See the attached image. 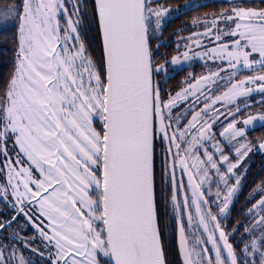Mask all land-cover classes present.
Here are the masks:
<instances>
[{"label": "snow or ice", "instance_id": "obj_1", "mask_svg": "<svg viewBox=\"0 0 264 264\" xmlns=\"http://www.w3.org/2000/svg\"><path fill=\"white\" fill-rule=\"evenodd\" d=\"M189 7L0 6V28L14 30L0 81V264H264V182L229 223L237 165L264 150V134L249 139L264 126V95L255 110L249 99L264 93V0L193 16L199 30L162 51L168 18ZM193 57L219 63L165 88Z\"/></svg>", "mask_w": 264, "mask_h": 264}, {"label": "trees", "instance_id": "obj_2", "mask_svg": "<svg viewBox=\"0 0 264 264\" xmlns=\"http://www.w3.org/2000/svg\"><path fill=\"white\" fill-rule=\"evenodd\" d=\"M189 0H164V3L171 5L172 8L182 7L184 6ZM18 0H0V6H5L12 3H17ZM226 1H208L203 4L188 8L187 10H183L182 13H179L177 16L172 18L163 30V39L166 40L167 43L162 44V51H167L171 54L175 48L177 47L178 38L183 35L187 34L191 30L190 24L193 16H198L201 13L211 12L217 10L219 7L223 6ZM92 33H94V29H92ZM13 34L14 30L8 29L7 31L2 30L0 32V81L3 80L4 75L10 71L11 68V61L14 56L13 52ZM94 38V37H92ZM90 36V39H92ZM203 65L197 63L192 66L184 67L177 72H174L167 79V83L164 84V87L167 89H171L173 91L178 90L182 87V81L189 76V73H194L197 75H201L203 73ZM257 132L259 130L263 131L264 129L257 128L255 129ZM260 132V131H259ZM252 133V132H250ZM263 170L258 168L257 164L254 165L252 171L249 173V177L245 182V186L242 189L239 197L237 198L236 203H234L231 211V216L229 218V223H233L234 220H242L246 206H249V202L247 199L246 193H250V186H256L260 182L259 176L262 174ZM251 174L256 175V179L251 180ZM258 180V181H257ZM170 259L173 261H178L177 255V248L175 244H172Z\"/></svg>", "mask_w": 264, "mask_h": 264}, {"label": "rangeland", "instance_id": "obj_3", "mask_svg": "<svg viewBox=\"0 0 264 264\" xmlns=\"http://www.w3.org/2000/svg\"><path fill=\"white\" fill-rule=\"evenodd\" d=\"M208 1H226V2H227V0H189L186 4L190 5L189 8H191V7H194V6H197V5L203 4V3L208 2ZM186 4H185V5H186ZM176 8H178V7H176ZM179 8L183 9L184 6L179 7ZM178 14H179V13H178ZM178 14H175V15H173V16H171V17L168 18L166 24H165L164 27H163V30H164L165 26L167 25V23H168L172 18H174L175 16H177ZM189 29L191 30L190 32H188L187 34H183V35H181V36L178 38L177 46H178L179 44H183V43L186 42V41L184 40V38L187 37V35H188L189 33H194V32H197V31L199 30L197 27L192 26V24H190V28H189ZM2 30H3V29L0 28V32H1ZM82 35H83V33H82ZM90 36H91V38L94 37V34L92 33V28H91V27H89L88 32H87V35L85 36L86 42H87L88 39H90ZM161 39H162V41H163V44H164V43H167L165 39H163V38H161ZM208 39L211 40L212 38L209 37ZM192 50L195 51L196 49H192ZM186 63H187V66H185V67L192 66V65H195V64H197V63L202 64V65H203V68H204V70H203V73H204V72H206V71L209 70V69H214L215 66H216V64L219 63V62H218V61H217V62L205 61V60H203V59H201V58L193 57V59H192L191 61H188V62H186ZM183 68H184V67H183ZM179 70H180V69L178 68L177 71H179ZM177 71H175V72H177ZM173 73H174V72H171V71H170V73H169V77H170L171 75H173ZM203 73H202V74H203ZM202 74H201V75H202ZM245 74H247V73H245ZM167 79H168V78H167ZM217 83L219 84L220 81H217ZM183 86H184V85H182V87H183ZM220 90H222V87H221ZM262 95H264V93L252 92V93L249 94V99H251V100L254 102V103H253V106H252V107H253V110L258 109V108H260V107L262 106L261 103H260V97H261ZM238 101H239L240 103H245V101H244V99H243L242 97H239V98H238ZM227 106L230 107L231 105H227ZM218 108H219V105H218ZM242 110H243V111H247L246 108H245V109H242ZM224 115L227 116V112H225ZM257 128L264 129V126H260L259 124H257V126L255 127V129H257ZM255 129H254L253 131H251L252 133L249 132V139H251L253 136H257V137H258V136H260V135H262V134L264 133V132H262L261 130H259L260 132H259V131L257 132ZM217 138H219V137H217ZM233 158H235V157L233 156ZM255 164H257L258 168H261V169L263 170L262 174L259 176V178H260V182H259V183L264 182V150H260V149H258L257 147H253V148L248 152V155L245 156L243 160H241V162H240L239 165H237V169L239 170V173H241L242 175H241V184H240V186H239V188H238L237 194H236V195L234 196V198H233V205H234V203H236L237 198L239 197V195H240L242 189H243L244 186H245V182H246V180H247L248 177H249V173L252 171V168L254 167ZM255 177H256V175H254V174L252 175V174H251V180L256 179ZM257 181H258V180H257ZM256 185H257V184H256ZM254 187H255V186H254ZM251 189H253V186H250V190H251ZM246 195H248V196H247V199H248V202H249V193H246ZM233 205L231 206V209H232ZM25 234L27 235V234H30V233H28L27 230H25ZM36 259H39V257H36Z\"/></svg>", "mask_w": 264, "mask_h": 264}, {"label": "flooded vegetation", "instance_id": "obj_4", "mask_svg": "<svg viewBox=\"0 0 264 264\" xmlns=\"http://www.w3.org/2000/svg\"><path fill=\"white\" fill-rule=\"evenodd\" d=\"M262 132H264V130H263ZM263 134H264V133H263Z\"/></svg>", "mask_w": 264, "mask_h": 264}]
</instances>
